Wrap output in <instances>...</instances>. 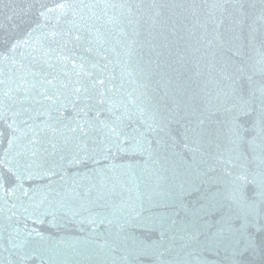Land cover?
I'll list each match as a JSON object with an SVG mask.
<instances>
[{
    "label": "snow or ice",
    "instance_id": "6c2138e0",
    "mask_svg": "<svg viewBox=\"0 0 264 264\" xmlns=\"http://www.w3.org/2000/svg\"><path fill=\"white\" fill-rule=\"evenodd\" d=\"M23 2L28 7L12 8L8 21L28 15L40 0ZM48 2L53 7L41 4L37 12L43 24L30 25L18 38L0 44V69L6 60L15 65L17 55L34 43L37 31L44 33L41 47L56 44L61 52L67 50L66 56L58 54V62L65 67L73 62V70L63 73L62 79L44 74L39 92L36 83L30 89L13 87L14 78L6 83L0 70V203L11 200L15 216L16 201L21 200L24 221L23 228L19 217L16 227L9 224L10 256L26 264L30 238H44L37 226L60 223L78 224L91 232L106 228L112 246L125 253L123 264H245L246 253L264 251V0L259 8L243 0H224L223 8L206 13L213 40L227 52L219 68L212 66L216 74L212 83L217 86L206 83L203 90L206 103L215 107L214 128L207 124L199 93L180 106L175 79L162 62L164 45H150L145 57L143 44L129 40L123 31L120 48L113 47L111 56L102 57L106 63L97 58L89 63L82 56L83 62L75 63L82 42L91 43L90 29L101 21L113 28L122 26L130 0ZM229 3L238 7L229 8ZM127 12L130 25L140 9L128 7ZM53 15L55 24L47 19ZM62 21L71 27L65 29ZM49 24L51 31L44 32ZM225 24L231 26L228 31L239 29V35L225 40L220 31ZM4 28L0 21V31ZM53 52L56 49L49 47L44 55ZM257 73L259 82L254 79ZM205 138L214 139L216 151L214 166L204 176L218 165L230 179L197 182L193 174V179L173 178L167 186V169L158 158L161 141L183 143L188 153L195 154ZM100 156L103 159L97 160ZM115 159L138 161L136 168L155 178L147 195L116 199L125 182L108 175L114 167L108 161ZM37 175L49 181L53 198L46 205L41 200L26 206L18 193L27 198L32 189L24 188V183ZM221 253L225 257L221 262L210 258ZM8 264L18 262L9 259Z\"/></svg>",
    "mask_w": 264,
    "mask_h": 264
},
{
    "label": "water",
    "instance_id": "95a60500",
    "mask_svg": "<svg viewBox=\"0 0 264 264\" xmlns=\"http://www.w3.org/2000/svg\"><path fill=\"white\" fill-rule=\"evenodd\" d=\"M247 6L255 5L256 8L261 7L260 0H243ZM41 4L46 7H53L48 0H40L36 4L35 10L28 15L18 16L14 21H8L7 17L12 8H27L28 4L23 0H3L0 4V21L5 25L3 31H0V44L6 42L9 38H18L28 26H34L37 22L43 24L44 20L39 19L38 9ZM117 14L121 10L117 2ZM224 0H130L129 4L125 5L123 15L121 16L122 26L113 28L111 24L105 25L103 21L96 28L90 29L92 32L91 43L82 42V48L76 53L77 60L75 63L79 65L83 61L92 62L93 58H97L101 64L106 63L102 59L104 55H112V48H120L119 41L123 39L122 32L129 33L128 39L135 38L138 43L143 44L144 54L147 57L150 45H164V56L162 62L165 64L170 75L175 79L177 91L180 101V106L184 107V100L191 101L194 94L199 93V101L202 107L206 108L204 115L207 119L209 127H216V116L214 115L215 107L206 103V97L203 95L204 85L209 84V87H216V74L212 71V66L216 65L219 68L223 64V60L227 55L226 50L222 51L217 46V41L213 40V28L211 24L206 26L208 17L206 13L213 11L217 7L223 8ZM229 8L238 7L229 3ZM139 8L140 12L136 14V18L131 20L129 25V17L127 8ZM198 10V11H197ZM109 16L112 15L109 9ZM87 18L90 13H80ZM219 13L217 12V22ZM51 24L57 22L55 15L48 17ZM71 20L72 17L67 18ZM79 23V16L77 17ZM15 24V29L11 25ZM49 24L44 32L51 31ZM127 25V27H123ZM61 26L65 29L71 25L61 22ZM231 26L225 24L220 31L224 32V38L227 40L232 35H239V29L235 32L228 31ZM100 33L98 36L97 33ZM43 32L37 31L33 33L32 45L27 46V51L23 54H18L15 65H10L9 61L3 62L2 70L4 80L7 83L9 77H13L16 87L20 85L21 90L32 88L33 83H36V91L39 92L42 88L40 81L44 74L51 73L57 76L58 79L63 78V73L71 72L72 61L64 63L58 62L59 56L68 55L67 50L61 52L56 44L43 45L41 47V39ZM133 34H138L133 36ZM104 41H107L105 43ZM209 41H212V46H209ZM51 47L56 49V52L45 56ZM71 44L68 45L70 49ZM91 49V50H89ZM21 56L23 58H21ZM83 57V61L79 57ZM183 57V59H181ZM113 63L115 61L113 60ZM112 65L109 64V69ZM119 73V69H117ZM111 72H106L105 75H110ZM51 79V76L48 77ZM254 79L259 82L261 77L257 73ZM119 83V80H117ZM7 91V88H5ZM27 106V105H26ZM202 147H199L195 154L188 153L184 148L183 143L178 146H173L171 143L161 141L158 148V158L161 161V166L167 169V186L173 183V178L176 181L181 179H193L196 174L197 182L201 180L218 177L221 180L230 179L224 177L220 167L215 166V171L204 173L209 168L214 166L213 153L216 151L214 139L205 138L202 142ZM189 143V147H191ZM5 147L7 143L5 142ZM247 150V146H244ZM97 160H102L103 157H96ZM138 161L132 160H109V165H114L108 172L109 176L118 177L123 183L122 193H118L116 199L134 200L138 195H147L150 189L155 185V178L150 177L148 173H142L136 168ZM142 163V162H140ZM99 166H103L102 164ZM63 174V173H62ZM163 175V173H162ZM136 177H139L137 180ZM59 179V177H57ZM49 181L41 179L39 175L34 181H26L24 188H31L28 197H23V192L18 193L23 204L31 206L44 201L45 205L51 200V190L47 187ZM59 190L58 185L54 186ZM16 215H12L11 204L8 200L0 203V224L3 225V232H0V244L3 245V251L0 252V260L3 264H8L9 259L20 262V257L16 255L10 256L8 239H9V224L13 227L17 226V217L20 218L19 227L23 228V208L20 206L21 200H17ZM31 210V207H29ZM11 217V220L9 219ZM47 220L52 217L48 216ZM29 227H32V220L28 221ZM43 235V239L38 237L30 238L27 246L28 258L26 264H123L122 257L125 255L121 248L112 246L113 237L108 234L106 228H101L97 232L82 229L78 224L60 223L59 226H50L44 224L37 226ZM15 235V233H13ZM211 259L221 262L225 259L224 254L212 256ZM245 264H264V251L257 249L255 252H248L243 257Z\"/></svg>",
    "mask_w": 264,
    "mask_h": 264
}]
</instances>
